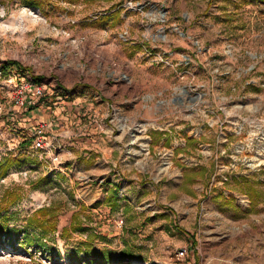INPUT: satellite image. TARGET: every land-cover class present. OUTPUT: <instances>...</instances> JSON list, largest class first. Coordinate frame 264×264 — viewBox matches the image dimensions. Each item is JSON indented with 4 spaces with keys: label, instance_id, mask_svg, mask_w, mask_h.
<instances>
[{
    "label": "rangeland",
    "instance_id": "rangeland-1",
    "mask_svg": "<svg viewBox=\"0 0 264 264\" xmlns=\"http://www.w3.org/2000/svg\"><path fill=\"white\" fill-rule=\"evenodd\" d=\"M29 1L0 0V217L15 229L0 264H89L88 239L106 264H264V0ZM20 81L77 93L69 128L101 137L58 148L51 173L14 156L34 131ZM40 207L46 236L25 221ZM25 231L39 242L19 244Z\"/></svg>",
    "mask_w": 264,
    "mask_h": 264
},
{
    "label": "crops",
    "instance_id": "crops-1",
    "mask_svg": "<svg viewBox=\"0 0 264 264\" xmlns=\"http://www.w3.org/2000/svg\"><path fill=\"white\" fill-rule=\"evenodd\" d=\"M119 25V23L116 24L115 28L118 29L120 27ZM115 85L118 86L120 84ZM43 87L45 93L43 96V101L40 103L36 102L34 97H32V92H29L30 94H28L27 102L20 111V113H23L24 115H20L17 111L16 116L18 118V123H22V121L26 120L27 125L31 129H34L37 124H43L45 126V133H47V135L52 138L55 145H57V147L59 148V154L61 153L60 151L64 150L62 148H64L68 144L76 145L79 140H90L93 139V137H101V135L92 136L91 132L88 131V129H90L88 128V126L84 129L85 125L78 129L77 127H71V129L69 128L68 123L76 122V115L79 114L80 111H83L82 107L85 104L84 98H80L78 95L76 96L77 93L75 92H70L68 97L61 96L60 98H58V96H55L56 94L53 93V89L45 88V84H43ZM55 91L59 90L56 89ZM116 93H118V91H116ZM72 94L74 96H71ZM97 105L101 111L100 118H103L107 115H112L114 114V112L116 113L113 108L110 109L107 104L104 105L103 102H99V104ZM118 112L122 113L124 116L127 115V112L122 108H118ZM128 115H130V112L128 113ZM97 128L101 131L105 129L107 131L110 130L111 132H117L116 124H113L111 128L106 129L103 124L99 123L97 125ZM92 130H94V132H99L97 129ZM78 134H83L89 137H79ZM110 140H113L112 142H115L114 146L111 144L112 147L119 148L121 146L118 139L114 138Z\"/></svg>",
    "mask_w": 264,
    "mask_h": 264
},
{
    "label": "trees",
    "instance_id": "trees-1",
    "mask_svg": "<svg viewBox=\"0 0 264 264\" xmlns=\"http://www.w3.org/2000/svg\"><path fill=\"white\" fill-rule=\"evenodd\" d=\"M28 4L30 5H38L39 2L36 0L33 1H29ZM7 64V63H6ZM2 65V68H7V65ZM11 64H15L14 62H11ZM8 163L9 161H6L4 164L0 165V176H3L7 169H8ZM235 180H238V177L235 178ZM242 181V180H241ZM244 187L243 190L245 191V193L247 195L250 196L251 202H255L256 201V197L258 196V191L255 188V185H253V182L250 180H244L243 181ZM117 187H114L113 191H112V195L116 196L117 194ZM11 196V192L10 191H5L4 195H3V202H6V200L8 198H10ZM256 196V197H254ZM107 202H109V198H107L106 200ZM227 202V201H225ZM2 204L0 203V214L2 209ZM49 213H51V210H49L48 208L45 207H40L38 209H36L32 214H30L27 218H26V224L27 227L30 226H37L40 231H41V235L42 236H46V234L48 232H53L56 229V224L55 222H53V214L52 215H48ZM8 216H6L5 214L3 216L0 217V238L2 236L7 235L8 238H10L11 233L13 231H15L13 226H10L8 223ZM75 218H73L74 220ZM69 228L71 230H77L80 228V224L76 221L71 222V224L69 225ZM61 232H67V228L64 227L61 229ZM91 240L92 239H88L85 243H83L84 246V250L86 251V253L91 254V257L88 259V263L89 264H106L107 263V259L109 258V256H107L106 254L109 253V251L107 249H102L100 251H98L97 249L93 248L91 246ZM33 242H39L38 239H36L35 237H31L27 231L24 232V235L22 237V241L19 243L21 245H30ZM13 243V242H11ZM123 255L125 256H131V253L128 249H123L122 252Z\"/></svg>",
    "mask_w": 264,
    "mask_h": 264
},
{
    "label": "built area",
    "instance_id": "built-area-1",
    "mask_svg": "<svg viewBox=\"0 0 264 264\" xmlns=\"http://www.w3.org/2000/svg\"><path fill=\"white\" fill-rule=\"evenodd\" d=\"M131 1H127L124 6L131 5ZM16 78V76H14ZM16 89V95L14 96V103L18 106H25L29 94V90L32 92V96L37 99L44 96V87L43 85L33 84L32 82L20 81L18 84H14ZM60 98V96H58ZM33 139L31 143L27 146H20L10 148L14 150L13 155H25L35 157L38 161L42 162L44 169H47L49 173L54 172L59 169V158L57 154L58 147L53 142L52 138L45 133V126L42 124H37L34 127L32 133ZM34 162H28L27 166H34ZM186 252L185 247H181L177 252L178 256H184Z\"/></svg>",
    "mask_w": 264,
    "mask_h": 264
}]
</instances>
